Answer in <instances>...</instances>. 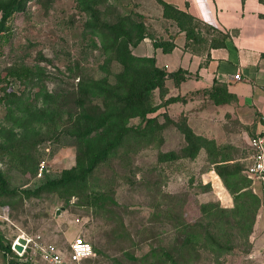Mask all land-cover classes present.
<instances>
[{
  "label": "rangeland",
  "instance_id": "374dc122",
  "mask_svg": "<svg viewBox=\"0 0 264 264\" xmlns=\"http://www.w3.org/2000/svg\"><path fill=\"white\" fill-rule=\"evenodd\" d=\"M19 3L0 35V264H30L13 250L19 237L61 249L82 237L93 248L86 264H264L260 208L254 223L251 214L240 220L234 213L242 210L241 192L254 188L245 174L250 139L230 112L205 94L172 96L165 82V92L149 98L159 109L145 118L128 101L115 113L106 109L118 96L128 99L145 72L142 63H126L128 55L142 58L135 50L142 34L151 44L177 33L159 2ZM92 80L117 87L116 100L106 106L103 97L80 95L79 86ZM110 117H121L138 136L95 161L69 192L40 191L67 170L77 175L80 160L81 169L88 167L94 154L84 159L76 136L105 129ZM234 171L249 189H226L219 173L234 190L228 180ZM217 209L220 218L212 215ZM7 246L13 254L6 257Z\"/></svg>",
  "mask_w": 264,
  "mask_h": 264
},
{
  "label": "crops",
  "instance_id": "0c3cea01",
  "mask_svg": "<svg viewBox=\"0 0 264 264\" xmlns=\"http://www.w3.org/2000/svg\"><path fill=\"white\" fill-rule=\"evenodd\" d=\"M161 2L192 18L201 32L195 29L193 35L186 37L176 25L177 33L172 38L165 35L159 40L172 44L170 51L163 52L162 48L154 47L156 40L149 44L145 38L135 48L136 55L154 58L156 66L168 74L179 70L186 73L187 79L179 84L171 76L166 78L165 86L172 96L205 94V97L214 85L224 87L232 99L223 105L213 104L214 107L220 112H230L248 141L261 134L264 131V0ZM207 30L210 34H206ZM235 75H239L238 80L234 79ZM192 102L189 99L181 106L187 110L185 106ZM212 181L214 187L215 178ZM252 187L260 198L257 227L264 231L261 193L257 184ZM223 189L222 200L228 204L230 197Z\"/></svg>",
  "mask_w": 264,
  "mask_h": 264
},
{
  "label": "trees",
  "instance_id": "16d2710c",
  "mask_svg": "<svg viewBox=\"0 0 264 264\" xmlns=\"http://www.w3.org/2000/svg\"><path fill=\"white\" fill-rule=\"evenodd\" d=\"M157 1L162 6L164 17L167 19L174 20L180 31L185 32L186 37H190L195 33V30L192 26V23L194 22L192 18L187 15H184L181 12L176 11L172 7L161 2V0ZM19 8V0H11L6 4L0 5V10L2 12L0 19V35L3 32H6V22L11 19V17L14 15L15 12L19 10ZM177 15L180 17V19H178ZM146 36L147 34H142L140 40L146 38ZM153 45L156 48H162L163 52H168L172 48V44L166 41H154ZM127 58L128 59H126V63H128L129 60L130 62L142 63V65L146 66L140 67L145 69V72L141 75V78H139L135 86L132 88L131 91L133 96L131 95L128 99H123L118 96V94H116L118 96V100L115 101V103H112V105H110L111 107H109L107 106V104H105V102H113L114 100H116V98L112 95L114 91L117 90V87L112 88L106 81L98 82L93 80L88 83L83 82L79 86V94H85L86 96L91 97L93 99H100L101 97H103V104L107 106L106 109H113L114 113L116 112V109H122L123 102L128 101L127 104L130 108L143 109V112L141 113V118H145L147 113H153L159 109V106H151V104L149 103V98L151 92L156 89L159 90L160 93L165 92L164 82L167 77L171 76V78L174 79L176 84H179L180 82L185 81L187 79V75H185L186 73L181 70L172 74H168L164 70L158 68L156 66L154 58H135L133 56L131 57L130 55H128ZM129 65L127 64V66ZM129 71H131V69L128 70V72ZM207 93L208 97L215 105L226 104L232 99V97L227 93L226 89L224 87H220L217 84L214 85L209 91H207ZM176 101L177 99L174 98L169 99L167 102L173 103ZM120 119L122 118H105L103 119V122H110L109 126L105 129L95 128L93 131L92 129H88L83 130V133H78L76 137L79 141V149L84 159H86L90 154H94V157L89 163L88 167H86L85 169H81V162L84 160H80V162H78V169H80V171L78 170L79 172L77 175H75L77 170H67L63 173L64 178H60L58 180H53L46 183L40 189V191L54 193L62 190L63 192H69V189L71 190V188H69V185L73 186L77 182H80L82 184L85 182L88 174H90L95 168V161L98 162L103 158H108L112 149L119 148L121 145H123V142L127 141L130 138L138 136L139 130L137 128L126 127L125 125L120 124L118 122ZM229 174L230 175L228 177V180L234 181V190L232 189L233 185L228 184L226 182V177L221 172L219 173V175L224 181L226 189L230 190L232 193L241 190L244 187L249 189V184L243 186L242 188V185L240 184V181L237 177L238 172L234 171ZM240 196L244 197V200L240 202L242 210L240 209V211H234V213H237V216L240 218V220L242 219L243 214L249 213L251 214V219L254 223L257 216V212L260 208V198L252 190L243 191L241 192ZM220 212L222 211H219V209H217V211H214L212 215H216V217L220 218ZM3 250L4 255L6 257L8 255L13 254L10 249V246L3 248Z\"/></svg>",
  "mask_w": 264,
  "mask_h": 264
},
{
  "label": "built area",
  "instance_id": "2783aa9c",
  "mask_svg": "<svg viewBox=\"0 0 264 264\" xmlns=\"http://www.w3.org/2000/svg\"><path fill=\"white\" fill-rule=\"evenodd\" d=\"M234 79L238 80L239 75H235ZM249 146L251 155L245 169V174L252 185H258L261 193V204L264 210V131L261 134L251 137ZM42 170L43 165L40 166L39 175H41ZM24 239L26 240V244L23 246L22 252L18 253L15 250L14 252L19 257H25L26 263L86 264L93 257L92 245L82 237L73 239L67 249H61L55 244H45L39 241V239Z\"/></svg>",
  "mask_w": 264,
  "mask_h": 264
},
{
  "label": "water",
  "instance_id": "95a60500",
  "mask_svg": "<svg viewBox=\"0 0 264 264\" xmlns=\"http://www.w3.org/2000/svg\"><path fill=\"white\" fill-rule=\"evenodd\" d=\"M26 240L23 237H19L17 239V242L13 246V250H15L18 253H21L23 250V246H25Z\"/></svg>",
  "mask_w": 264,
  "mask_h": 264
}]
</instances>
